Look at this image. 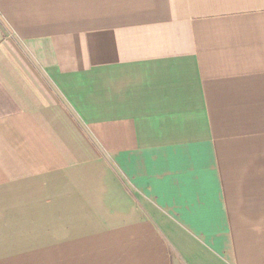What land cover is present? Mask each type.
Here are the masks:
<instances>
[{
    "label": "crops",
    "instance_id": "1",
    "mask_svg": "<svg viewBox=\"0 0 264 264\" xmlns=\"http://www.w3.org/2000/svg\"><path fill=\"white\" fill-rule=\"evenodd\" d=\"M0 264H264V0H0Z\"/></svg>",
    "mask_w": 264,
    "mask_h": 264
}]
</instances>
